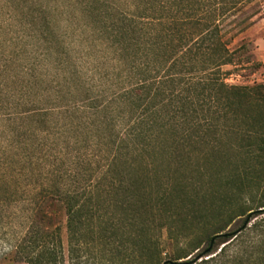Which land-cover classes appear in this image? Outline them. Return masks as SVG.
<instances>
[{
	"label": "trees",
	"instance_id": "16d2710c",
	"mask_svg": "<svg viewBox=\"0 0 264 264\" xmlns=\"http://www.w3.org/2000/svg\"><path fill=\"white\" fill-rule=\"evenodd\" d=\"M135 2L134 11L117 12L109 25L95 20L103 27L94 32L107 35L118 55L122 87L107 99L87 93L58 109L57 140L65 147L53 163L45 153L17 154L25 196L39 197L17 252L27 264H57L54 201L65 208L72 258L102 246L100 258L110 263L186 264L181 260L200 243L165 261L161 234L176 233L177 245L205 234L212 246L224 235L210 230L231 202L218 210L203 197L242 196L264 176V87L228 85L223 71L236 52L223 26L246 0ZM27 144L34 148V141ZM235 152L238 166L229 171ZM69 155L67 175L55 166ZM219 159L227 168L220 177ZM227 246L209 248L200 264H227ZM232 259L264 264V249L253 243L245 260Z\"/></svg>",
	"mask_w": 264,
	"mask_h": 264
},
{
	"label": "rangeland",
	"instance_id": "374dc122",
	"mask_svg": "<svg viewBox=\"0 0 264 264\" xmlns=\"http://www.w3.org/2000/svg\"><path fill=\"white\" fill-rule=\"evenodd\" d=\"M135 4V0H0V264H27L17 252L39 198L25 196L28 182L20 172L24 164H18L17 154L35 152L36 158L45 153L53 163L65 147L57 140L58 109L73 105L87 93L107 99L122 87L118 55L107 44V35L94 32L103 27L95 20L104 18L109 25L117 12L134 11ZM223 35L229 49L236 51L233 63L223 68L226 83L264 87V0L238 5V11L224 24ZM107 74L109 79H104ZM30 141H34V148L27 144ZM70 156L64 165L57 162L55 166L67 175L73 168ZM231 156L229 171L236 170L239 162L236 152ZM214 170L219 177L227 172L221 159ZM13 177L19 179L16 195ZM249 184L242 196L203 197L213 201L218 210L230 200L231 207L222 208L224 213L210 230H222L224 237L210 247L205 234L196 243L177 245L176 233L172 239L163 232V259L172 260L181 250L189 253L199 243L200 250L181 261L196 264L197 260L200 264L208 258L200 257L209 248L219 252L228 245L224 262L232 264V257L245 260L253 243L264 249V207L260 208L264 204V176ZM49 212L52 228L61 239L57 264L122 263L102 260V246L80 259L72 258L63 204L52 202Z\"/></svg>",
	"mask_w": 264,
	"mask_h": 264
},
{
	"label": "water",
	"instance_id": "95a60500",
	"mask_svg": "<svg viewBox=\"0 0 264 264\" xmlns=\"http://www.w3.org/2000/svg\"><path fill=\"white\" fill-rule=\"evenodd\" d=\"M164 264H166V263H164Z\"/></svg>",
	"mask_w": 264,
	"mask_h": 264
}]
</instances>
